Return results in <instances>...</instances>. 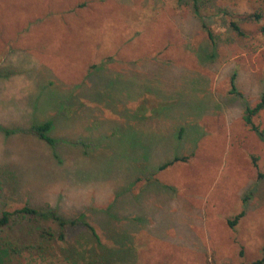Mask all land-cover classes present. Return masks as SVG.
<instances>
[{
    "label": "rangeland",
    "instance_id": "obj_1",
    "mask_svg": "<svg viewBox=\"0 0 264 264\" xmlns=\"http://www.w3.org/2000/svg\"><path fill=\"white\" fill-rule=\"evenodd\" d=\"M205 3L0 0V213L82 212L98 234L14 215L7 264L262 258L264 143L243 111L264 92V1ZM46 120L51 142L29 129ZM253 120L264 130V107ZM37 225L55 232L43 254Z\"/></svg>",
    "mask_w": 264,
    "mask_h": 264
},
{
    "label": "trees",
    "instance_id": "obj_2",
    "mask_svg": "<svg viewBox=\"0 0 264 264\" xmlns=\"http://www.w3.org/2000/svg\"><path fill=\"white\" fill-rule=\"evenodd\" d=\"M186 2V0H183ZM207 0H189L191 5L194 8V11L201 17H204L205 14L203 13V8H205ZM264 1V0H263ZM207 7V6H206ZM263 16V13L256 11L255 13H248L246 15L247 18L252 19H259ZM231 26L240 34H244V30L241 28V26L236 22V20L230 21ZM261 32L264 34V24L260 26ZM208 34L211 37L212 33L210 30H208ZM232 86H231V92L238 93L237 86H236V79L235 76L232 77ZM264 107V92L260 95V98L258 101L253 105L250 106V104L245 105L244 111H243V119L246 122V124L249 125L250 129L257 135V137L264 143V130L259 126V124H256L253 120L254 116L257 115L258 111ZM51 127V120H46L44 122H33L30 126V130L39 136L41 140H46L48 142L53 141V137L48 134V131ZM175 159H178V157H175ZM174 159V160H175ZM173 160L166 161L162 163L159 167L164 168L166 165L171 163ZM244 214L243 211H240L236 214L235 218L233 220H230V223L232 225L236 224L238 219ZM14 215H20L22 217H30L38 219L40 218H47L54 220L59 227L57 229L58 231V238L61 240L65 239V236L68 233V230L72 227H76L78 225L85 226V229H87L91 235L94 238H98V234L95 229V225L93 222L89 219L84 218L82 215V212L75 216H65L63 214L58 213L54 208L53 209H47L45 211L40 210L34 206H30L28 204H24L23 206L17 207L13 210L9 209H2L0 213V227L1 226H12L11 224L14 222ZM108 220H110L108 218ZM33 226V225H32ZM27 228V227H26ZM39 228V230L36 233V242L32 243V246L35 247L39 254H43L49 251L48 247H51L48 245V243L51 242L52 238L54 237L55 232L49 230L48 227L40 228V225H37L35 227ZM32 229L30 226L26 229L25 233H30ZM23 237V236H22ZM4 245L0 242V264H7L6 263V257L10 252H19L20 249L24 246H19L16 244H11V241L4 242ZM2 245V246H1ZM45 258V257H43ZM9 260V258H8ZM57 264H79V257L71 255L62 257V261L56 260ZM264 262V253L260 260H257L250 264H262ZM240 264H247V263H240Z\"/></svg>",
    "mask_w": 264,
    "mask_h": 264
}]
</instances>
